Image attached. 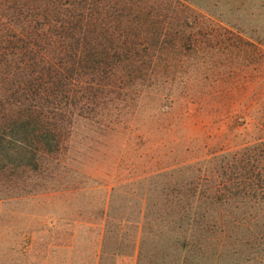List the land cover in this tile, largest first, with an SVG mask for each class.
<instances>
[{
	"label": "trees",
	"instance_id": "trees-1",
	"mask_svg": "<svg viewBox=\"0 0 264 264\" xmlns=\"http://www.w3.org/2000/svg\"><path fill=\"white\" fill-rule=\"evenodd\" d=\"M0 78L14 100L0 125L8 153L32 160L73 107L120 90L180 101L204 149L159 173L171 200L264 212V46L189 0H0Z\"/></svg>",
	"mask_w": 264,
	"mask_h": 264
},
{
	"label": "rangeland",
	"instance_id": "rangeland-1",
	"mask_svg": "<svg viewBox=\"0 0 264 264\" xmlns=\"http://www.w3.org/2000/svg\"><path fill=\"white\" fill-rule=\"evenodd\" d=\"M189 1L264 46V0ZM10 88L0 78V125ZM114 95L94 111L73 107L32 160L4 150L0 133V264H264V212L175 203L159 174L202 153L201 133L187 128L198 114Z\"/></svg>",
	"mask_w": 264,
	"mask_h": 264
}]
</instances>
